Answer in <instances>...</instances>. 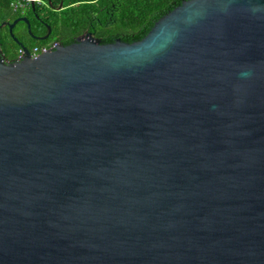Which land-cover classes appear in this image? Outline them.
<instances>
[{
	"label": "water",
	"instance_id": "1",
	"mask_svg": "<svg viewBox=\"0 0 264 264\" xmlns=\"http://www.w3.org/2000/svg\"><path fill=\"white\" fill-rule=\"evenodd\" d=\"M18 45L0 264H264V0L183 1L133 43Z\"/></svg>",
	"mask_w": 264,
	"mask_h": 264
},
{
	"label": "trees",
	"instance_id": "2",
	"mask_svg": "<svg viewBox=\"0 0 264 264\" xmlns=\"http://www.w3.org/2000/svg\"><path fill=\"white\" fill-rule=\"evenodd\" d=\"M187 0H35L23 9L13 7L15 0H0V53L8 62H16L23 45L49 47L53 43L69 45L85 33L102 44L119 39L125 43L141 40L154 23ZM18 22L10 36L8 26ZM48 28L50 32L48 33ZM48 33L45 39L42 38ZM33 36V37H32Z\"/></svg>",
	"mask_w": 264,
	"mask_h": 264
},
{
	"label": "built area",
	"instance_id": "3",
	"mask_svg": "<svg viewBox=\"0 0 264 264\" xmlns=\"http://www.w3.org/2000/svg\"><path fill=\"white\" fill-rule=\"evenodd\" d=\"M35 0H15L13 7L15 9H23L24 7H26L28 4H34ZM57 45V43H53L51 44V46L49 47H42V48H32V50L29 52L30 57L31 58H36L37 56H39L40 54H43L49 50L54 49V46ZM20 56L18 58V60H21L24 56V52L22 49H20L19 51Z\"/></svg>",
	"mask_w": 264,
	"mask_h": 264
},
{
	"label": "flooded vegetation",
	"instance_id": "4",
	"mask_svg": "<svg viewBox=\"0 0 264 264\" xmlns=\"http://www.w3.org/2000/svg\"><path fill=\"white\" fill-rule=\"evenodd\" d=\"M47 38V37H46Z\"/></svg>",
	"mask_w": 264,
	"mask_h": 264
}]
</instances>
